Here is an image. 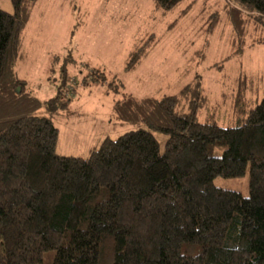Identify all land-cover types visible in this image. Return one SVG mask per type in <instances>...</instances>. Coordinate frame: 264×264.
<instances>
[{
  "label": "trees",
  "instance_id": "16d2710c",
  "mask_svg": "<svg viewBox=\"0 0 264 264\" xmlns=\"http://www.w3.org/2000/svg\"><path fill=\"white\" fill-rule=\"evenodd\" d=\"M9 1L13 12L0 5V264H264V96L252 105L241 77L225 127L198 118L208 100L200 75L174 95L124 93L117 119L146 128L107 137L88 157L60 154L53 116L71 101L67 66L56 96L28 90L17 64L37 0ZM154 1L172 10L183 0ZM230 13L238 55L247 23L264 24V0H237ZM105 74L91 70V82L106 84ZM115 81L124 88L115 76L106 94L119 91ZM217 145L222 155L211 154ZM248 167L249 196L215 185Z\"/></svg>",
  "mask_w": 264,
  "mask_h": 264
},
{
  "label": "rangeland",
  "instance_id": "374dc122",
  "mask_svg": "<svg viewBox=\"0 0 264 264\" xmlns=\"http://www.w3.org/2000/svg\"><path fill=\"white\" fill-rule=\"evenodd\" d=\"M7 1L0 0L2 8ZM236 4L237 0H183L165 10L154 0H37L24 29L17 72L28 90L45 101L58 94L67 66L71 101L66 111L53 116L60 130L58 153L88 157L107 137L146 128L117 119L115 100L124 93L178 94L196 75L208 97L200 105L199 120L213 116L221 126L233 124L241 77L247 80L252 105L264 96V43L252 45L255 37L264 36V24L247 23L239 39L243 51L233 55L236 32L230 11ZM151 35L156 41L148 54L136 69L125 71L131 53ZM94 69L106 73L107 83L118 76L124 88L115 81L119 91L106 94L107 83L91 82ZM86 76L89 83L84 84ZM182 104L187 110L189 103ZM224 150V145H217L211 154L222 155ZM249 167L240 177L217 176L214 183L249 196Z\"/></svg>",
  "mask_w": 264,
  "mask_h": 264
},
{
  "label": "crops",
  "instance_id": "0c3cea01",
  "mask_svg": "<svg viewBox=\"0 0 264 264\" xmlns=\"http://www.w3.org/2000/svg\"><path fill=\"white\" fill-rule=\"evenodd\" d=\"M3 9L8 12H13V6L11 2L7 1L6 4L3 6Z\"/></svg>",
  "mask_w": 264,
  "mask_h": 264
}]
</instances>
